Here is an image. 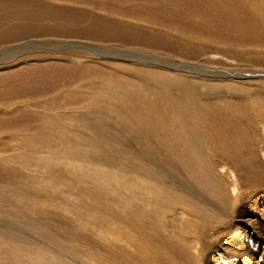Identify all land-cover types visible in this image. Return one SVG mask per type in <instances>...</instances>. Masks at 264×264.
<instances>
[{"label":"rangeland","instance_id":"rangeland-1","mask_svg":"<svg viewBox=\"0 0 264 264\" xmlns=\"http://www.w3.org/2000/svg\"><path fill=\"white\" fill-rule=\"evenodd\" d=\"M43 1L62 9L69 5L72 12L83 13V21L69 26L62 23L70 29L82 31L92 25L91 20L102 18L109 23L108 29L123 37L103 42L81 35L25 40L29 45L21 53L32 56L0 66V105L9 99L2 92L9 82L4 76L51 62L52 68L69 66V77L78 69L103 77L99 79L115 91H95L103 108L130 104L139 114L146 112L139 122L161 105L171 108L164 116H181L173 110L177 101L189 98L209 110L188 135L206 141L204 155L211 178L208 176L209 182L199 176V172L205 174V165L183 135L161 125L166 139H177L178 144L174 145L176 163L160 165L159 173L172 186L171 197L176 201L184 198L185 204H175L165 217L160 214V234L155 237L149 173L157 161L156 151L173 145L132 144L126 131H17L9 121L3 122L0 246L16 245L12 233L27 242L18 254H1L0 264H164L161 259L174 264H216L218 259L230 261V248L223 245L236 238V233L264 243V29L253 33L235 27L240 19L258 21L249 9L250 0H80L83 4L78 5L64 3L69 0H56V5L52 0ZM9 56L11 53H0V59ZM119 67L142 68L157 75L146 84L134 80L125 84L140 86L147 102L117 91L118 79L111 78L118 75L115 68ZM48 73L46 81L39 83V97L32 100H39V123L44 124L42 112L52 111V105L43 103L56 88L51 97L69 100L63 109L86 114L85 100L77 103L72 98L89 93L80 87L86 81L76 79V85L65 88L67 80L59 83L53 78L54 70ZM217 77L225 78L224 82ZM170 83H183L187 89ZM69 90L74 93L70 95ZM62 94H66L64 99ZM217 118L221 122H215ZM91 119L102 121L98 115ZM147 135L150 140L152 133ZM107 140H113V150L99 152L97 141ZM252 149L256 163L247 161ZM95 152L99 155L93 158ZM213 153L217 158H210ZM19 183L25 186L19 191V195L25 194L21 208H28L26 218L39 217V232H34L38 227L30 221L7 215L9 185ZM184 205L192 208L193 218L186 215ZM203 216L205 227L197 221ZM27 247L35 254L26 256L23 250Z\"/></svg>","mask_w":264,"mask_h":264},{"label":"bare ground","instance_id":"bare-ground-1","mask_svg":"<svg viewBox=\"0 0 264 264\" xmlns=\"http://www.w3.org/2000/svg\"><path fill=\"white\" fill-rule=\"evenodd\" d=\"M52 3L56 5L58 2L56 0L55 2L52 0ZM64 3L75 5L83 4V2H81L80 0H69L68 3L65 1ZM68 6L66 9H62L60 7L58 8L57 6H53L52 4L45 3V1L43 0H0V53H3L4 56L6 53L7 55L11 53V56L5 58L3 57L2 59H0V66H2L3 64L7 65L8 63H17L20 59H27L29 56H32V54L30 55L29 53H21V50L23 51V47L29 45V43H24V41L28 39H39L40 37L43 39L45 37H73L81 35L89 37L88 39L103 42L111 40L113 38L121 39L123 37V34H121L119 31H112L108 29L107 26L109 25V23L102 20V18H95L91 20L92 25H89L87 29H83L82 31L68 28L66 24L62 23H67L69 26L73 24V22L76 23V21H83L85 18L82 15L83 13L80 14L76 11L72 12V10L68 9ZM262 7H264V0H250L249 9L250 11H252L253 17L256 19L257 16V18L259 19L255 22H250L252 21V19L250 18L246 21H244L243 19L237 21L235 20L236 22H239L235 23L238 24L235 25V27L238 28L237 30L246 32L251 30L253 33H259L260 30L262 31L264 29V9ZM246 8L248 7L246 6ZM246 8H244V10H246ZM88 20H90V18ZM233 20L232 18L230 19L231 22ZM140 41L145 42L147 40L140 39ZM21 56H23V58ZM51 64L49 63L50 66ZM49 65H41L42 67L29 66L28 68H24L23 70L4 76V79L9 78V82H5V87L3 88L2 92L5 93V95L9 97V99L5 100L3 102V105H0V114L2 115L0 118V130L2 129L3 122L5 123L6 121H9L11 124L10 126H12V128L17 131L33 129L39 132V129L49 128L58 129L61 132L72 130L88 132L94 131L97 134H103L105 132L119 133L121 131H126L129 133L130 141L132 142V144L152 143L161 145L164 143H169L170 145H173L166 146L156 151L155 156L157 161H155L151 166V170L149 173L151 181L150 187L152 192H150L151 195L148 198L152 202L151 205L153 214L151 225L155 230L154 236L157 237L160 234L158 232L157 226L160 214L165 217V215L169 213V208H176L175 204H185L184 198H182L180 201H176L171 197L173 196L171 193L172 186L169 188V185L166 184V180L160 176V165L171 167L176 163L177 158L175 157V155L177 147L174 145L178 144V140L166 139V135L160 131L159 127L164 124V126H167L168 129L172 132L176 131L183 135L186 143L190 145L189 147L195 148L196 157L201 159L205 165V174H201L199 172V176L206 177L210 182L211 176L208 174H210L211 171L208 169L209 165L204 155V153L207 152V149L204 147L206 141L200 140L199 138L193 137L192 135H188L191 132L195 131L193 129L194 123L200 120V117L205 116L208 113V108L202 109L201 104L194 102V100H191L189 98H184L183 101H177L178 107H175V109L173 110L174 114L181 112V116H164V113H168L171 108H166V105H161L162 107L157 109L152 116H149L148 118L139 122L140 118L143 117L146 112L139 114V112L136 111V108H134L130 104H117L112 105L108 108H103L101 97L95 91L107 90L110 93H115L111 85L106 84L105 81H102L103 77H97L98 74L96 73H90L87 70L80 71L79 69L74 71L75 73H73V77H69V66H53L52 68V66L50 67ZM217 65L221 67L224 64ZM87 67L89 68V66ZM119 68H115L119 72H117L118 75L115 76L112 73V75L115 77H110L113 80L118 79L117 91H126L137 100L139 99L142 103L147 102L148 100H145L146 98H144L140 94L142 91V88L140 86H126L125 84H127L130 80L136 81L139 85H142L143 83L146 84V82L150 78L157 77V75L143 70L142 68H136L134 70L120 68L121 71L119 70ZM49 69L54 70L53 78L55 79V81L64 83V81L67 80L65 82V88H70L76 85V79H79V81H86L81 83L80 87L83 89L84 93H87V91H89V93L82 96H72L74 101H77V103L83 102V100H85L83 107L88 110L86 114L81 110L73 111L63 109L67 102H69V100L64 99L67 94V89H65L66 94H62L64 100L60 101L55 97H51V94L55 90H57L56 88L48 93L47 97L50 98L45 100L43 103L44 105H52V111L51 109H49L42 112L41 115L43 116L44 124L39 123V100H32L39 97V83L46 81L50 74L48 73ZM121 74L125 75L124 77L126 78L121 77ZM99 78L102 80H100ZM137 78H141L142 80ZM212 79L214 78L211 77L210 80ZM216 79L223 82L225 80V78L220 79L219 77H217ZM170 85H176V87L179 85L181 89H187V86L183 83H170ZM73 93L74 92L72 90H69L70 95ZM88 94L91 95L88 96ZM22 99L26 100L23 101ZM170 100L171 99H168L167 102H169ZM94 115L100 116L102 121L94 122L91 119V116ZM33 116H36L38 118L32 119ZM69 122L71 123V125L69 124ZM215 122H221V118H217ZM149 133H152V138L150 140L147 135ZM3 143L4 141L0 138V145ZM97 144L99 152L101 153H104L105 151H112L114 148L113 140H107L106 143L97 141ZM99 152H95L93 154V158L95 156H98ZM170 154H174V156ZM116 156L119 159L122 156V153H119ZM210 158H217V154H211ZM256 160V151L252 149L248 154L247 161L256 163ZM197 171L198 169L194 170L193 174ZM196 182L201 183V185L203 186L202 182ZM177 184L178 178L177 183H175L174 185ZM22 187H25L22 183L9 185L10 196L8 197V205L6 207L7 215L19 218V220H21L22 222L30 221L33 225L38 227V229L33 228L34 232H39V223L37 221L39 220V217H33L30 215V217L26 218L25 215H27L26 212L28 208H26L25 206L21 208L23 206L21 201L23 200L25 195H19V191L22 190ZM6 192H8L7 189ZM218 198H220L221 201H223L224 199V197L221 195H219ZM164 203H168V205L163 206ZM225 206H229V203L226 202ZM184 207L186 208V210L184 211L185 213H187L186 215L188 217H191V214H193L192 208H188L186 205H184ZM197 221L202 227L206 226V219L204 218V216L199 217ZM117 224L119 225V223ZM119 227L122 228L120 225ZM235 235H237L236 238H232L231 241L223 245L230 248L229 253L232 255V257H230V261L227 262L225 260L218 259L216 264H264V243L260 242L256 237H253L252 235L247 238L241 237L239 233H236ZM11 240L15 242L16 245L5 249L0 246V255L8 254L13 256L14 254H18L19 248L22 250L27 242L26 239L23 240L14 233H12ZM1 242L2 241H0V243ZM23 252L26 256L35 254V250L31 247H27L23 250ZM161 262H163L164 264H174L172 261L166 262L162 261V259Z\"/></svg>","mask_w":264,"mask_h":264}]
</instances>
